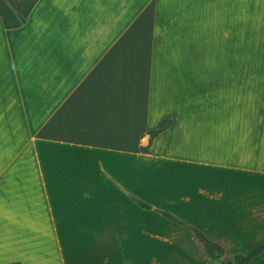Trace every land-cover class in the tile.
<instances>
[{
  "label": "crops",
  "instance_id": "0c3cea01",
  "mask_svg": "<svg viewBox=\"0 0 264 264\" xmlns=\"http://www.w3.org/2000/svg\"><path fill=\"white\" fill-rule=\"evenodd\" d=\"M252 14L261 37L264 0H37L17 28L0 17V264H220L189 227L227 257L260 245L264 72L218 63L249 44Z\"/></svg>",
  "mask_w": 264,
  "mask_h": 264
},
{
  "label": "rangeland",
  "instance_id": "374dc122",
  "mask_svg": "<svg viewBox=\"0 0 264 264\" xmlns=\"http://www.w3.org/2000/svg\"><path fill=\"white\" fill-rule=\"evenodd\" d=\"M32 0H0V7L6 8L17 16L23 14L26 10V7ZM259 22L258 15H251V23H250V35H249V44L243 46V48H239L234 46L229 47V54L234 56L235 61L232 64V61H228L227 59H219V70L220 71H242L244 63H247L248 57L251 62V70L256 69L261 72H264V61L258 58H254L255 56H264V33L262 32V36H259ZM260 50V51H259ZM226 48H219V54H225ZM245 60V61H244Z\"/></svg>",
  "mask_w": 264,
  "mask_h": 264
},
{
  "label": "trees",
  "instance_id": "16d2710c",
  "mask_svg": "<svg viewBox=\"0 0 264 264\" xmlns=\"http://www.w3.org/2000/svg\"><path fill=\"white\" fill-rule=\"evenodd\" d=\"M36 1L37 0H32L26 7L25 12L20 16H17L15 13H13L12 11L6 8L0 7V17L2 18V22L4 26L6 28H17L20 25H22L25 22L28 13L30 12L31 8L33 7ZM169 124H170L169 120L162 121L158 129L150 132L151 136L154 137L159 132L164 130ZM141 150L148 151V147H141ZM163 214L171 219L176 220L181 224H184V222L178 220L176 217L170 215L169 213L164 212ZM189 228L195 233L196 237L203 243L209 258L213 261H218L220 264H227V262L229 261H232L234 264H248L254 257H256L257 255H259L261 252L264 251V241H263L260 245H258L256 248H254L247 254H235L231 257H227L224 255V250L222 249L221 246L210 241L198 229L192 227ZM9 264H20V263L12 262Z\"/></svg>",
  "mask_w": 264,
  "mask_h": 264
},
{
  "label": "water",
  "instance_id": "95a60500",
  "mask_svg": "<svg viewBox=\"0 0 264 264\" xmlns=\"http://www.w3.org/2000/svg\"><path fill=\"white\" fill-rule=\"evenodd\" d=\"M227 264H234L232 261L227 262Z\"/></svg>",
  "mask_w": 264,
  "mask_h": 264
}]
</instances>
